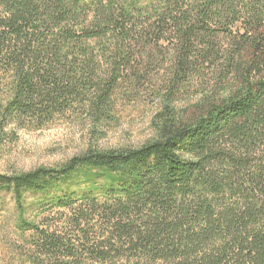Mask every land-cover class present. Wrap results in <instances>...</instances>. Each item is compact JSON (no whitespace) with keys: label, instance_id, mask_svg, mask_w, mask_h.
<instances>
[{"label":"trees","instance_id":"obj_1","mask_svg":"<svg viewBox=\"0 0 264 264\" xmlns=\"http://www.w3.org/2000/svg\"><path fill=\"white\" fill-rule=\"evenodd\" d=\"M127 80L153 140L0 173L32 262L264 264V0H0L1 120L101 123Z\"/></svg>","mask_w":264,"mask_h":264},{"label":"rangeland","instance_id":"obj_2","mask_svg":"<svg viewBox=\"0 0 264 264\" xmlns=\"http://www.w3.org/2000/svg\"><path fill=\"white\" fill-rule=\"evenodd\" d=\"M154 83H121L110 118L101 123L91 122L80 111L43 127L27 122L6 123L0 118V173L63 165L89 148L139 147L153 140L156 131L152 120L164 96L155 91ZM196 98L197 92L190 89L177 95L174 103L181 108L193 104ZM37 213L35 207L28 206L26 214L31 220H40ZM18 214L12 197L0 195V264H34L30 259L33 238L16 227ZM44 216L41 219L52 224L60 214L49 211Z\"/></svg>","mask_w":264,"mask_h":264}]
</instances>
